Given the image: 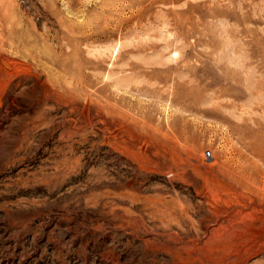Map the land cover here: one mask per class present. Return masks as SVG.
<instances>
[{
    "label": "rangeland",
    "instance_id": "rangeland-1",
    "mask_svg": "<svg viewBox=\"0 0 264 264\" xmlns=\"http://www.w3.org/2000/svg\"><path fill=\"white\" fill-rule=\"evenodd\" d=\"M0 264H264V0H0Z\"/></svg>",
    "mask_w": 264,
    "mask_h": 264
},
{
    "label": "built area",
    "instance_id": "built-area-1",
    "mask_svg": "<svg viewBox=\"0 0 264 264\" xmlns=\"http://www.w3.org/2000/svg\"><path fill=\"white\" fill-rule=\"evenodd\" d=\"M205 156L208 158V157H212L213 156V154H212V152H211V150L209 149V150H207L206 152H205Z\"/></svg>",
    "mask_w": 264,
    "mask_h": 264
}]
</instances>
